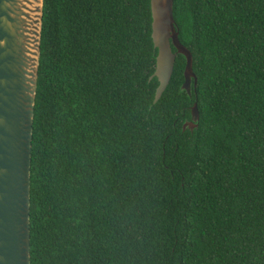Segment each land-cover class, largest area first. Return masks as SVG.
Here are the masks:
<instances>
[{
	"label": "trees",
	"instance_id": "1",
	"mask_svg": "<svg viewBox=\"0 0 264 264\" xmlns=\"http://www.w3.org/2000/svg\"><path fill=\"white\" fill-rule=\"evenodd\" d=\"M174 14L199 81L154 103L150 0H45L32 264H264V0Z\"/></svg>",
	"mask_w": 264,
	"mask_h": 264
},
{
	"label": "water",
	"instance_id": "2",
	"mask_svg": "<svg viewBox=\"0 0 264 264\" xmlns=\"http://www.w3.org/2000/svg\"><path fill=\"white\" fill-rule=\"evenodd\" d=\"M150 2L158 49L154 103L169 86L179 54L187 61L181 88L193 98L199 77L193 53L180 39L175 0ZM44 7L45 0H0V264H32V144ZM200 120L196 102L183 131H194Z\"/></svg>",
	"mask_w": 264,
	"mask_h": 264
}]
</instances>
